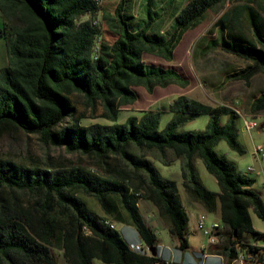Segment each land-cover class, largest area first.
Here are the masks:
<instances>
[{"label": "trees", "instance_id": "trees-1", "mask_svg": "<svg viewBox=\"0 0 264 264\" xmlns=\"http://www.w3.org/2000/svg\"><path fill=\"white\" fill-rule=\"evenodd\" d=\"M226 1L185 0L178 12L170 14V30L162 32V17L148 2L144 16L138 18L131 13L130 0H119L113 11L102 13L95 27L82 19L96 11L92 0H0V41L7 53V64L0 68V132L16 129L37 135L44 145L91 158L103 168L94 173L79 166L28 169L0 160V264H56L54 247L63 250L67 264L157 262L155 255L131 250L82 196L94 198L112 221L132 226L140 241L157 252V236L138 207L141 199L149 201L170 221V234L178 241V250L185 252L188 216L178 184L162 178L148 157L164 166L180 161L186 194L209 213L219 207L224 230L218 238L239 241L244 233H254L249 210L264 222V202L253 189L255 180L214 150L225 141L231 150L245 153L238 141L239 115L231 108L181 95L158 111H143L117 123L119 112L139 100L136 87L152 93L158 86L185 84L174 68L149 64L146 56L173 61L182 36ZM255 1L264 9V0ZM172 2L168 0L169 5ZM244 16L251 36L242 30ZM215 26L219 36L209 48L252 61L243 71L245 78L264 73V17L255 8L237 6ZM72 96L81 97L93 111L100 106L102 118L112 124L81 125L74 119ZM262 109L264 93L251 111ZM163 113L172 118L160 129ZM201 115L209 117L204 130L179 131ZM260 127L264 129V120ZM112 159L125 169H112ZM198 160L215 178L219 193L201 183ZM83 227L92 235L85 236ZM239 246L264 263V249ZM226 251L229 261L238 259L234 247L229 245Z\"/></svg>", "mask_w": 264, "mask_h": 264}, {"label": "rangeland", "instance_id": "rangeland-1", "mask_svg": "<svg viewBox=\"0 0 264 264\" xmlns=\"http://www.w3.org/2000/svg\"><path fill=\"white\" fill-rule=\"evenodd\" d=\"M118 1L103 0L102 13L113 11ZM173 1L169 5L168 0H130L131 13L140 18L144 16L143 9L145 8V4L147 2L149 4L152 3L150 9L160 13L163 21L161 31L166 32L170 30V14L178 12L185 3V0ZM259 4L255 0H228L222 5H216L207 13L205 19L198 26L188 30L182 36L174 50L173 61L167 62L160 57L146 56V62L149 64L174 68L182 76L185 84L171 83L165 87L158 86L154 88L152 93H148L142 86L136 87L135 90L139 94V100L119 112L117 123H124L130 116L139 117L143 111H158L181 95L210 106H227L239 115V119L237 120L238 141L244 148L245 153L240 155L231 150L225 141H221L214 150L218 156L224 157L231 162H236L238 169L243 171V173H247L246 169L248 167H254L255 171H259V176L255 173H247V175L255 177L256 180L253 186L258 191L263 192L264 195L262 185L264 182V158L258 160L253 156L255 146H264V129L260 127L264 120V109L256 112L251 111L253 102L264 93V73L257 72L252 77L245 78L243 71L247 67L252 66V61L219 49L209 48L211 41L219 36V28L215 26V23L222 15L232 12L237 6L248 5L255 8L260 13V16L264 17V9L260 8ZM88 17L85 16L82 19L86 20ZM241 21L243 32L251 36L245 16L242 17ZM1 26L2 18L0 15V28ZM257 46L259 47L258 44ZM6 64L7 53L3 41H0V68ZM71 100L76 108L74 119L79 121L81 125L112 124L102 118L103 112L100 106L93 111L84 106L81 97L72 96ZM171 118L172 115L169 113L161 114L160 129H163ZM244 119L255 121L258 124V128L247 132L244 130ZM208 121L209 117L207 115L198 116L195 120L181 126L179 131H202L206 128ZM225 121L226 118H222V122L224 123ZM148 158L153 162L162 178L174 180L177 183L181 182L180 161L177 160L170 166H164L152 157ZM0 160L9 161L28 169H55L79 166L85 169H92L93 173L95 169H103L91 158L77 153H68L63 148L46 146L37 135L26 134L16 129L0 132ZM110 166L112 169H125L117 159H112ZM196 166L199 178L206 189L219 191L215 178L207 172L202 161L198 160ZM179 189L182 194L181 199L184 198L185 200L188 195L181 183ZM141 192L143 193V191ZM82 199L96 214L105 217L106 220L115 225L117 224V230L120 233L123 229L135 231L133 227H129L125 223H117L107 217L94 198L82 196ZM20 200L24 205L27 204V198L24 195L20 194ZM251 214L255 221L259 223V229L264 231V222L258 220L253 212ZM158 216L163 221H168V219L162 218L159 213ZM256 226L258 227L257 224ZM188 227L189 230H193L192 219H190ZM156 236L163 242H167L169 239L166 234L162 235L158 232H156ZM200 240V237L193 238V245L198 244ZM52 251L56 264H67L61 248L54 247ZM94 264L103 263L99 260H94Z\"/></svg>", "mask_w": 264, "mask_h": 264}, {"label": "crops", "instance_id": "crops-1", "mask_svg": "<svg viewBox=\"0 0 264 264\" xmlns=\"http://www.w3.org/2000/svg\"><path fill=\"white\" fill-rule=\"evenodd\" d=\"M234 163L236 164V162ZM237 165L238 164H236V166ZM238 170L243 173V171H241L240 169ZM244 174H247V173H244ZM249 177L256 180L255 177H251V176ZM180 183L181 182L177 184H178L179 195L181 198L182 194L179 189ZM263 188H264V185H263ZM253 189L258 191L257 189L254 188V186H253ZM212 192L219 193V191H212ZM258 192L261 194L262 201L264 202L263 192H260V191ZM181 201H182V204L188 216V223H187L188 235L187 237H188L189 247L185 252H181L180 250H178V246H179L178 241L175 239V237H173L170 234V231H169L170 221L169 220L163 221L158 216L157 209L149 201L145 199H141L138 202L139 211L141 215L143 216L145 223L152 230L154 229L153 231L155 235H156V232H158L162 235L166 234V236L169 237L167 242H163L160 240V238L157 237L158 248L161 249L160 253L164 258L172 259L176 264H191L192 261H195V264H262V262H259L257 257L255 256L251 257L250 255L247 254V251H245V249H242L239 246V244L241 243L245 246L256 247L260 249V252L262 249H264V231L259 229L260 225L257 221H255L253 215L251 214V212H253L252 210H249V214L251 217L254 233H244L239 241L235 240V238L228 240L227 238L228 236H225L226 238L220 237L218 238V242L216 245L208 246V242L205 239V237H203V235L197 230L196 222L200 214H205L207 217V222L209 224L214 223V222L221 223L219 207L217 208L215 212L209 213L200 203L192 200L189 196L186 197L185 200L184 198L181 199ZM190 219H192L193 221V226H194L193 230H189V227H188L190 223ZM257 219L260 220L258 217ZM125 224L130 227L129 224L127 223ZM256 224L258 225V227L256 226ZM116 229H117V226H116ZM120 235L128 243L142 244L136 231L133 232L130 229H123ZM196 237H200L201 240L199 241L198 244L193 245L192 239ZM229 245L234 247L235 250L237 251L238 259L233 260V261L228 260L226 248ZM202 246H207L206 250L203 253L201 252ZM240 256L244 257L243 262L239 261Z\"/></svg>", "mask_w": 264, "mask_h": 264}, {"label": "built area", "instance_id": "built-area-1", "mask_svg": "<svg viewBox=\"0 0 264 264\" xmlns=\"http://www.w3.org/2000/svg\"><path fill=\"white\" fill-rule=\"evenodd\" d=\"M96 6V11L93 13V15H89V17L86 20H89L92 26H99L102 18V4L103 0H92ZM98 51V45L95 46L94 48V53L96 54ZM97 55V54H96ZM96 58V56H95ZM243 125H244V130L247 132H251L252 130L258 128V124L255 121H247L243 120ZM253 156L255 158L262 159L264 158V146L263 145H257L255 146L253 150ZM247 173H255L256 175H259L260 172L255 171L254 167H248L246 169ZM264 185V183H263ZM106 226H109L111 229H115L116 225L114 223H111L110 221L106 220L103 222ZM196 228L197 230L207 239L208 246L209 245H216L218 242V237L219 234L223 231V225L220 222H214L209 224L207 222V217L205 214H200L198 216L197 222H196ZM82 232L85 236H91L92 233L91 231L83 227ZM207 246H202L201 252L203 253L206 250ZM130 249L133 250L134 252L140 253L142 255L146 256H151L153 255L151 252V249L148 246H145L143 243L142 244H133L130 243ZM158 248L157 252H155V257L157 258V262L154 264H176L172 259H167L164 258ZM261 258L264 259V252H262ZM244 257L240 256L239 261L243 262ZM264 264V263H262Z\"/></svg>", "mask_w": 264, "mask_h": 264}, {"label": "water", "instance_id": "water-1", "mask_svg": "<svg viewBox=\"0 0 264 264\" xmlns=\"http://www.w3.org/2000/svg\"><path fill=\"white\" fill-rule=\"evenodd\" d=\"M151 252H152L153 255L155 254V250L154 249H152Z\"/></svg>", "mask_w": 264, "mask_h": 264}, {"label": "clouds", "instance_id": "clouds-1", "mask_svg": "<svg viewBox=\"0 0 264 264\" xmlns=\"http://www.w3.org/2000/svg\"><path fill=\"white\" fill-rule=\"evenodd\" d=\"M222 259V258H221ZM191 264H195V261H192Z\"/></svg>", "mask_w": 264, "mask_h": 264}]
</instances>
